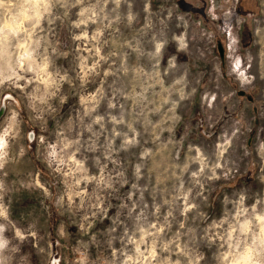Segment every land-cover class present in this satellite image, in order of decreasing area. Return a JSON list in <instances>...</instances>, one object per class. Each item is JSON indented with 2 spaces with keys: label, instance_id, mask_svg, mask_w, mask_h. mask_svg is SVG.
Returning <instances> with one entry per match:
<instances>
[{
  "label": "rangeland",
  "instance_id": "rangeland-1",
  "mask_svg": "<svg viewBox=\"0 0 264 264\" xmlns=\"http://www.w3.org/2000/svg\"><path fill=\"white\" fill-rule=\"evenodd\" d=\"M245 3L0 0V264H264Z\"/></svg>",
  "mask_w": 264,
  "mask_h": 264
},
{
  "label": "flooded vegetation",
  "instance_id": "flooded-vegetation-1",
  "mask_svg": "<svg viewBox=\"0 0 264 264\" xmlns=\"http://www.w3.org/2000/svg\"><path fill=\"white\" fill-rule=\"evenodd\" d=\"M248 6H249V8H247L248 10L253 8L252 7L253 5H251V4ZM242 22H243V20H242ZM221 47H222L223 57H225V53H224L225 47L223 45H221ZM235 94H236L237 98L244 99V100L248 101L252 105V108H251L252 112H254L253 104L255 103V98H254L252 91H250V89H243V88L238 87L235 89Z\"/></svg>",
  "mask_w": 264,
  "mask_h": 264
},
{
  "label": "water",
  "instance_id": "water-1",
  "mask_svg": "<svg viewBox=\"0 0 264 264\" xmlns=\"http://www.w3.org/2000/svg\"><path fill=\"white\" fill-rule=\"evenodd\" d=\"M216 46H217V51H218L219 58L222 60L223 59V53H222V47H221L219 41L216 43ZM3 111H4V106L0 105V117L3 114Z\"/></svg>",
  "mask_w": 264,
  "mask_h": 264
},
{
  "label": "trees",
  "instance_id": "trees-1",
  "mask_svg": "<svg viewBox=\"0 0 264 264\" xmlns=\"http://www.w3.org/2000/svg\"><path fill=\"white\" fill-rule=\"evenodd\" d=\"M244 1L246 2V3H245V4H246V5H245L246 8H248V7H249L248 5H250V4L253 5L252 0H244ZM252 7H253V14H254V13H255V12H254V11H255V6L253 5ZM248 15H249V14H248ZM255 15H256V14H255Z\"/></svg>",
  "mask_w": 264,
  "mask_h": 264
}]
</instances>
